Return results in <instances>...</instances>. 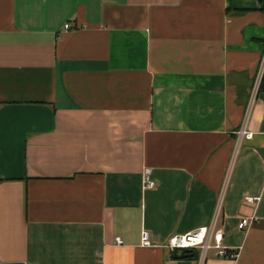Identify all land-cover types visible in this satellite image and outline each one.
Instances as JSON below:
<instances>
[{
    "label": "crops",
    "instance_id": "obj_1",
    "mask_svg": "<svg viewBox=\"0 0 264 264\" xmlns=\"http://www.w3.org/2000/svg\"><path fill=\"white\" fill-rule=\"evenodd\" d=\"M263 55L264 0H0V264H264Z\"/></svg>",
    "mask_w": 264,
    "mask_h": 264
},
{
    "label": "built area",
    "instance_id": "obj_2",
    "mask_svg": "<svg viewBox=\"0 0 264 264\" xmlns=\"http://www.w3.org/2000/svg\"><path fill=\"white\" fill-rule=\"evenodd\" d=\"M64 28H69V24L66 23ZM264 73V55L262 57L260 69L258 75L261 77ZM258 77V78H260ZM238 139L242 137L251 138L253 133L248 131L245 126V122L237 131ZM151 169L146 167L142 173V184L143 187H154L155 182L150 178ZM258 198L246 196L244 197V203L253 205ZM256 216L253 213L250 215H242L238 219L237 226L239 229H246L253 221H255ZM223 231L215 227V221L212 220L211 223L204 227H199L192 231L183 233V234H173L171 235L167 243L165 244L170 250L174 251L175 249H192L197 248L200 252V257L203 258L205 253L212 249L214 252L225 258H235L238 255V248H232L224 245L222 243ZM115 242L117 244H122L120 237H115ZM140 245L144 247H151L155 244L150 239V233L147 229H142L140 233Z\"/></svg>",
    "mask_w": 264,
    "mask_h": 264
},
{
    "label": "water",
    "instance_id": "obj_3",
    "mask_svg": "<svg viewBox=\"0 0 264 264\" xmlns=\"http://www.w3.org/2000/svg\"><path fill=\"white\" fill-rule=\"evenodd\" d=\"M188 249H175L174 257H186L188 256Z\"/></svg>",
    "mask_w": 264,
    "mask_h": 264
},
{
    "label": "trees",
    "instance_id": "obj_4",
    "mask_svg": "<svg viewBox=\"0 0 264 264\" xmlns=\"http://www.w3.org/2000/svg\"><path fill=\"white\" fill-rule=\"evenodd\" d=\"M262 88H264V75L262 76V81L260 83L259 89L261 90Z\"/></svg>",
    "mask_w": 264,
    "mask_h": 264
}]
</instances>
